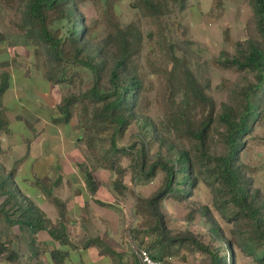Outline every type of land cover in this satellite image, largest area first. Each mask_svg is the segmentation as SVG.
Returning <instances> with one entry per match:
<instances>
[{
  "label": "rangeland",
  "instance_id": "obj_1",
  "mask_svg": "<svg viewBox=\"0 0 264 264\" xmlns=\"http://www.w3.org/2000/svg\"><path fill=\"white\" fill-rule=\"evenodd\" d=\"M77 1L78 15L87 29L89 52L96 54L95 48H98L106 56L100 80L96 83L93 71L74 61L59 65L66 74L64 81L48 80L46 72L53 66L50 58L44 48L36 47L26 35L24 12L28 0H0V83L7 75L9 84L4 94L5 102L1 104L3 110L8 108L10 111L16 107L17 93L21 92L28 96L29 110H39L45 103L40 97L41 92L54 91L57 99L60 98L58 106L56 104V110H59L64 98L77 97L95 84L102 91L111 90L109 71L122 42L109 28V23L126 32L130 43L128 49L132 53L125 72L137 78L140 90L134 108L135 118L124 131L114 135L117 148L124 152L114 158L111 169L103 167V159L110 158L112 153L114 127L103 123L97 115L103 102L79 98L71 110L73 121L79 126L86 159L76 169L84 175L85 172L88 175L99 172L100 176L110 174V179L102 178V185L109 188V181L112 183V190L105 199L113 210V228L104 227L103 232L109 234L101 235L106 241L99 244V249L104 252L107 246L111 248L107 252L111 255V264H136L133 248L147 249L158 232L145 200L166 182L161 165L155 167L153 176L147 174L149 166L157 161L171 164L175 156L171 146L185 148L193 158L197 156L195 141L186 133V128H197L209 114L212 121L205 142L207 151L211 156L226 152L225 128L219 119L223 111L221 105L224 103L240 110L243 88L253 83L255 76L248 69L223 65V62L243 55L249 43L262 46L264 42L249 0H112L108 16L105 15L107 0ZM56 16L55 12L51 13L50 28L63 38L70 24ZM189 74L197 82L193 86L204 93L213 107L194 96L186 78ZM54 94L53 98L56 97ZM145 121L149 122L146 128ZM13 129L18 131V122L13 124ZM154 129L160 141L154 139ZM14 130L12 133L17 134ZM244 140V147L239 150V162L246 166L252 188L258 189L264 198V117L254 121ZM142 145L147 150L144 172L140 173L137 151ZM194 174L196 182L190 196L184 200L167 196L160 204L167 227L165 235L182 238L190 233L221 255L220 241L211 235L200 207H209L227 238L231 236L232 225L214 204L213 194L205 183V168L196 166ZM177 177L179 181L181 174ZM116 180H120V184L114 186ZM82 236L85 240L86 235ZM183 240L180 246L172 248L163 264H210L209 253L197 249L189 240ZM78 244L86 245V242ZM236 248L238 264H255ZM116 251L127 253L121 255ZM92 255L96 257L95 251ZM101 261L105 262V259Z\"/></svg>",
  "mask_w": 264,
  "mask_h": 264
},
{
  "label": "trees",
  "instance_id": "obj_2",
  "mask_svg": "<svg viewBox=\"0 0 264 264\" xmlns=\"http://www.w3.org/2000/svg\"><path fill=\"white\" fill-rule=\"evenodd\" d=\"M253 9L256 27L264 42V0H249ZM112 0H107L108 11ZM149 3V2H148ZM77 0H28L25 9L26 35L31 38L36 47L44 48L49 56V62L53 65L46 72L48 80L60 83L65 80L66 74L59 65L64 61H74L83 67L93 71L96 83L100 80L101 71L104 69L106 56L95 48L96 54H91L88 50L90 43L86 41L87 29L83 26L81 16L77 12ZM150 4V3H149ZM155 6V4H150ZM57 14L56 19L66 20L70 26L62 38L57 31L52 32L50 25L52 21L51 13ZM110 19V18H109ZM109 28L118 35L122 44L117 57L112 60V67L109 71L111 90L102 91L97 84L79 96L71 95L64 98L59 105L60 118L68 122L72 117V106L77 99H87L90 102H103L98 110V116L103 123L113 126L111 137L112 153L110 158L103 159V167L111 169L114 158L123 149L117 148L114 135L124 131L135 118L136 101L138 100L140 85L136 77L127 75L126 68L132 50L128 49L129 41L126 32L114 26L111 22ZM139 38V36H138ZM137 39V37L135 38ZM248 44V43H247ZM235 65L239 69H248L255 76V81L243 88L242 108L234 110L227 104L222 103L223 111L219 119L225 128L224 142L226 152L222 155L211 156L205 145L207 132L212 118L210 114L201 122L197 128H186L195 141L194 151L197 153L194 158L185 148H175L173 162L157 161L152 163L147 174L154 175V169L161 165L166 173V182L163 187L157 190L152 196L145 200V204L151 216H153L158 231L155 239L148 243L146 249L152 258L161 261L168 256L175 245L180 246L183 239H187L196 246L197 249L210 254V264H238L236 259V246L247 257H250L255 264H264V198L261 197L258 189H253L251 179L248 176L246 166L239 162V153L245 144V135L250 133L254 121L264 117V43L262 46L249 43L247 52L240 57L225 59L223 65ZM55 67V69L53 68ZM7 75L0 83V112L2 107V96L9 84ZM187 82L193 90L194 96L202 101H206L213 107L212 102L198 88L191 74L186 75ZM149 122L145 121V128ZM5 125L0 116V129ZM148 133L147 130H145ZM153 132V130H152ZM154 139L160 141L159 134L154 129ZM163 140L161 139L162 143ZM145 145L137 151L140 157V173L144 172ZM240 150V151H239ZM111 151V150H110ZM1 153V148H0ZM196 166L205 168V183L213 194L214 204L217 210L232 225L231 236L227 238L223 228L210 212L208 206H201V213L206 218L211 235L220 241L221 255L210 250L208 246L199 242L192 234L187 233L185 237H169L165 233L167 227L164 216L160 211L161 202L172 196L177 200H184L191 195L192 186L196 180L193 179ZM15 170H7L0 163V195H5L1 205L0 215H3L6 223L11 225L17 223L20 226L31 227L34 230L40 228L35 224L39 221L36 210L31 202L27 201L20 194L25 204L17 202V188L13 181ZM181 174L178 181L177 174ZM89 176V175H88ZM120 184V180L113 182V185ZM180 184V187L178 186ZM88 186L91 190L94 187L92 179H88ZM116 188V187H115ZM116 191L117 188H116ZM19 196V197H20ZM8 206V207H7ZM11 207H14L11 211ZM154 229V228H153ZM138 246L137 249H139ZM2 253V247H0ZM137 256V255H136ZM136 264H140L135 257Z\"/></svg>",
  "mask_w": 264,
  "mask_h": 264
},
{
  "label": "crops",
  "instance_id": "obj_3",
  "mask_svg": "<svg viewBox=\"0 0 264 264\" xmlns=\"http://www.w3.org/2000/svg\"><path fill=\"white\" fill-rule=\"evenodd\" d=\"M53 92H41L45 103L39 110H29L28 96L19 92L16 107L0 112L5 122L0 129V163L7 170H15L17 202L25 204L21 194L32 203L39 217L35 224L40 226L33 231L16 222L8 225L0 215V264H111L107 253L111 248L107 246L104 252L99 249L106 241L101 235L109 234L103 232L104 227L113 228V210L105 199L112 183L109 181V188L102 185V178L110 179V174L101 177L99 172H91L88 176L76 169L86 162L79 126L72 117L68 122L57 120L61 116L56 110L60 98ZM15 122L18 131L13 129ZM89 177L94 183L92 190ZM4 199L5 195H0V210ZM82 235H86L85 240ZM135 251L134 247L137 258Z\"/></svg>",
  "mask_w": 264,
  "mask_h": 264
},
{
  "label": "built area",
  "instance_id": "obj_4",
  "mask_svg": "<svg viewBox=\"0 0 264 264\" xmlns=\"http://www.w3.org/2000/svg\"><path fill=\"white\" fill-rule=\"evenodd\" d=\"M140 264H162L161 261L151 257L149 252L144 248L135 251Z\"/></svg>",
  "mask_w": 264,
  "mask_h": 264
}]
</instances>
